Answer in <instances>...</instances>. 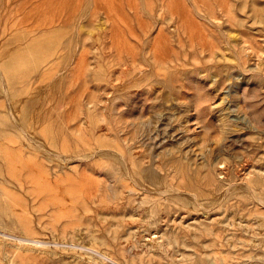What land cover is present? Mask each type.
<instances>
[{
  "label": "rangeland",
  "instance_id": "374dc122",
  "mask_svg": "<svg viewBox=\"0 0 264 264\" xmlns=\"http://www.w3.org/2000/svg\"><path fill=\"white\" fill-rule=\"evenodd\" d=\"M51 263L264 264V0H0V264Z\"/></svg>",
  "mask_w": 264,
  "mask_h": 264
},
{
  "label": "bare ground",
  "instance_id": "6f19581e",
  "mask_svg": "<svg viewBox=\"0 0 264 264\" xmlns=\"http://www.w3.org/2000/svg\"><path fill=\"white\" fill-rule=\"evenodd\" d=\"M53 61H51V63H52ZM2 74H3V72H2ZM1 74V75H2ZM34 76V75H33ZM3 77V76H2ZM32 77V76H31ZM27 81H29V80H27ZM26 81V82H27ZM29 83H30V81H29ZM34 84V83H33ZM21 86V85H20ZM8 89V88H7ZM16 89V88H15ZM9 91V90H8ZM21 125V124H20ZM22 126V125H21ZM21 126H19V127H21ZM23 131H25V130H23ZM26 135V134H25ZM96 155V154H95ZM122 156V155H121ZM120 157V156H119ZM124 157V156H123ZM121 161H122V158H121ZM123 161H125V158H124V160ZM244 165V164H243ZM242 165V166H243ZM134 177V176H133ZM134 179V178H133ZM136 180V179H135ZM143 180H144V178H143ZM142 180V181H143ZM136 181H138V180H136ZM135 182V181H134ZM136 184H138L137 186H139L140 184L139 183H137V182H135ZM148 183V182H147ZM142 187V186H141ZM143 188V187H142ZM151 189V188H150ZM144 190V189H143ZM145 190H147L148 191V189H145ZM144 190V191H145ZM165 190V189H164ZM163 190V191H164ZM167 190V189H166ZM165 190V191H166ZM151 191V190H150ZM153 191V190H152ZM160 191H162V190H160ZM174 191V190H173ZM126 192V191H125ZM149 192V191H148ZM155 192H157V190L155 191ZM158 193V192H157ZM160 193V192H159ZM161 194V193H160ZM164 194H165V192H164ZM166 195V194H165ZM141 199V198H140ZM143 208H142V212H143V215H145V216H147V215H149L148 217H153L154 216V213H152V211H150V210H148V208H146L147 206V204H146V202L144 201V203H143ZM146 206V207H145ZM168 213V212H167ZM154 220V219H153ZM160 221V220H159ZM152 222V221H151ZM148 223H149V221H148ZM155 223V222H154ZM150 227L151 226H147L146 228V236L145 237H140V241L141 240H147V238L149 237V238H152V236L153 235H156L158 232L157 231H152V230H150ZM155 229V228H154ZM141 233V232H140ZM158 235V234H157ZM157 237V236H156ZM155 236L152 238V239H155L156 238ZM56 238V237H55ZM101 238V237H100ZM152 239H149V240H151V242H152ZM157 241V240H156ZM155 242V241H154ZM125 243V242H124ZM153 243V242H152ZM157 243H159V242H157ZM155 244V243H154ZM137 251V250H136ZM102 253V252H101ZM103 254V253H102ZM102 256V255H101ZM21 258H23V257H21ZM104 258H107V257H104ZM112 259V258H111ZM22 261V260H21ZM55 263V262H54ZM52 264V263H51ZM118 264V263H117Z\"/></svg>",
  "mask_w": 264,
  "mask_h": 264
}]
</instances>
